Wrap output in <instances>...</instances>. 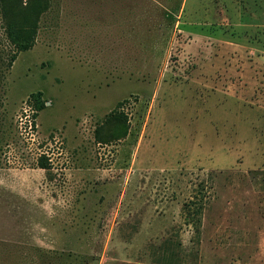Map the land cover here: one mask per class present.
<instances>
[{
	"label": "rangeland",
	"instance_id": "374dc122",
	"mask_svg": "<svg viewBox=\"0 0 264 264\" xmlns=\"http://www.w3.org/2000/svg\"><path fill=\"white\" fill-rule=\"evenodd\" d=\"M49 1L9 65L0 19V264H264V0Z\"/></svg>",
	"mask_w": 264,
	"mask_h": 264
},
{
	"label": "trees",
	"instance_id": "16d2710c",
	"mask_svg": "<svg viewBox=\"0 0 264 264\" xmlns=\"http://www.w3.org/2000/svg\"><path fill=\"white\" fill-rule=\"evenodd\" d=\"M49 4V0H0L2 26L15 49L8 65L17 51L27 50L33 45L37 21L40 15L49 8ZM31 97L34 98L38 107L40 93H32Z\"/></svg>",
	"mask_w": 264,
	"mask_h": 264
}]
</instances>
